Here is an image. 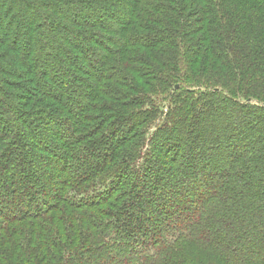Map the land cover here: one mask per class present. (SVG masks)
<instances>
[{
	"label": "trees",
	"instance_id": "1",
	"mask_svg": "<svg viewBox=\"0 0 264 264\" xmlns=\"http://www.w3.org/2000/svg\"><path fill=\"white\" fill-rule=\"evenodd\" d=\"M56 1L0 0V264H264V0H61L73 73Z\"/></svg>",
	"mask_w": 264,
	"mask_h": 264
},
{
	"label": "rangeland",
	"instance_id": "2",
	"mask_svg": "<svg viewBox=\"0 0 264 264\" xmlns=\"http://www.w3.org/2000/svg\"><path fill=\"white\" fill-rule=\"evenodd\" d=\"M77 1L78 0H76L75 2H77ZM75 2H73V3H65V2H63L61 0H57L50 7H43L42 10H44L46 12V14H45L46 16L45 17L47 18V16H48V20H47L46 25L43 26L41 30L43 32V35L44 36L46 35V37L41 38L42 35L41 34L39 35V38L41 40H43L44 42H47V40L50 41V43H51V49H53V50H50L48 53L52 54V56H53L52 59H55L56 57L61 56L60 63L63 66H65V68L68 67L69 68V71L72 72V73L76 70V68H74V64L69 61V57H67L68 56L67 53H64V52L69 47H72V49H73L74 52H77L79 50V46L76 43L77 42L76 41L77 40V37L75 35L77 34V32L81 31L82 29H80L81 27H79L77 23H74L73 20H72V18H71L72 17L71 8L73 10L74 5H72V4H76ZM40 3H43V2H40ZM66 6H68V8L65 11L63 9V7H66ZM119 11H120V9H117L116 10V12H119ZM20 19L23 20V17H20ZM28 20H29V22L30 21H32V22L33 21H36L37 22V25L41 26V20H40L39 16L36 15L34 12H31L30 13V17H29ZM89 21L92 22L93 19H89ZM106 23H107L106 26H108V28H111V29H113V28H119V24L117 22H115L114 20H112V19H110V21H108ZM50 24H51V27L49 28L48 25L50 26ZM2 30L3 29H0V32H2ZM49 31H52L53 34H51ZM39 33H40V31H39ZM109 35L112 36V34H109ZM114 35H116V34H114ZM75 45L78 46V47H75ZM74 52H72L71 54H73ZM79 53H77V54L79 55ZM11 56L15 57L14 53H12ZM13 61H14V59L12 60L11 68H9L6 65V68L11 73L18 72V70H20V68L17 65H14ZM79 61H81V60L79 59ZM5 62L6 61H1V59H0V66L5 65ZM87 69H90V66L89 65L87 66ZM29 74H31V72ZM8 76L13 77L10 74H8ZM13 78H14V80H13L14 82L22 83V84H24V86H26V88L24 90V93L25 94H29L32 91V89L35 87V86L29 84V81L26 78H23V79H18L16 77H13ZM86 79H87V77H86ZM67 82L68 81H66L65 83H67ZM64 86L65 87H62V88H59V89L57 87L55 89L56 93L57 94L58 93L63 94L64 91L68 90L67 84H65ZM16 91L21 92L20 90H16ZM65 95H67V94H65ZM70 95H71V93H70ZM38 100H33L32 102L38 101ZM52 100H50L48 103H45L44 105L50 104L52 106H58V105L60 106V103L57 102V100H53V101ZM160 104L162 106L161 107V112L162 113L165 112V111L167 112V107L166 106L168 105V101L167 102H160ZM63 106L66 107V104L63 105ZM49 107H47V108H49ZM43 114L45 116H50V114H48V111L47 112H43ZM157 124H155V125L157 126ZM156 126H153V128H152L153 129V132L155 131L154 128ZM30 132H32V130H30ZM182 137L184 139H186V134H183ZM182 144H183V142H182ZM182 148L183 147L180 146V148L178 150V152L181 155H182L181 152L184 151V150H181ZM51 155L52 154H50V153L49 154H46V156H51ZM183 155H185V154H183Z\"/></svg>",
	"mask_w": 264,
	"mask_h": 264
}]
</instances>
